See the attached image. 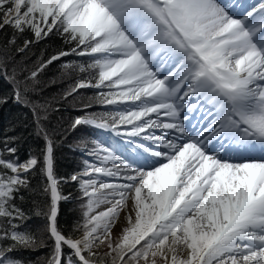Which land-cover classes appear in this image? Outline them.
<instances>
[{
  "label": "snow or ice",
  "instance_id": "6c2138e0",
  "mask_svg": "<svg viewBox=\"0 0 264 264\" xmlns=\"http://www.w3.org/2000/svg\"><path fill=\"white\" fill-rule=\"evenodd\" d=\"M5 26L30 31L35 42L55 33L74 45L23 80L0 61L17 103H31L38 71L75 53L93 58L81 73L98 72L65 98L94 87L107 89L101 105L131 104L73 122L109 134L89 153L100 164L86 161L70 177L87 198L78 238L58 227V205L68 197L41 126L47 108L32 106L46 141L45 232L53 243L45 264H264V0H0ZM200 102L212 119L187 124ZM10 143L0 149V242L10 241L0 243V264H24L10 253L44 241L19 230L25 213L14 200L39 161L7 159L16 153ZM101 204L110 207L93 215Z\"/></svg>",
  "mask_w": 264,
  "mask_h": 264
},
{
  "label": "trees",
  "instance_id": "16d2710c",
  "mask_svg": "<svg viewBox=\"0 0 264 264\" xmlns=\"http://www.w3.org/2000/svg\"><path fill=\"white\" fill-rule=\"evenodd\" d=\"M15 35L16 43L9 41ZM26 40L33 41L27 47H20ZM74 45L65 43L58 34H50L47 38L35 42L30 31L15 32L9 26L0 29V61H6L9 72L15 69L18 79L30 77L33 71L40 68L42 62L60 51H69ZM18 49H23L22 51ZM91 56H79L75 53L54 61L41 71H38L34 91L29 93L31 103H17L13 97V86L3 75H0V98H7V103H0V149L4 148L5 140H11L10 146L16 148L15 156L7 159H17L25 162L30 157H36L38 165L27 174L29 186L22 188L14 203L25 213L21 221V232H28L42 239L44 243L33 249H17L10 253L24 264H45L52 254V240L47 238L46 213L50 203L49 193L45 191L47 178L43 170V156L46 141L37 126L32 106L44 105L47 108V119L41 121V126L49 133L54 142V175L60 183V191L68 197L58 205L57 224L66 235L76 236L82 229L84 205L87 198L82 195L78 182H72L70 177L78 174L86 166L88 154L93 142L99 137V130L89 125L73 128L77 118L102 116L115 112L111 109H99L98 95L107 89L81 88L76 93L65 98V93L80 80H92L98 70L89 69L81 73L80 66L92 63ZM31 84L32 82L29 81ZM43 115V113H41ZM4 245L10 241L0 242ZM68 250L65 249L67 254Z\"/></svg>",
  "mask_w": 264,
  "mask_h": 264
},
{
  "label": "rangeland",
  "instance_id": "374dc122",
  "mask_svg": "<svg viewBox=\"0 0 264 264\" xmlns=\"http://www.w3.org/2000/svg\"><path fill=\"white\" fill-rule=\"evenodd\" d=\"M24 45H25V42H22L21 43V45H20V47L22 48V47H24ZM25 48V47H24ZM136 103H139V102H136ZM123 106H125V107H131V104L129 103V104H124ZM100 140H104V139H106V138H104L105 137V135H104V133L102 134V133H100ZM28 160V159H27ZM88 162H91V163H95V164H97V165H99L100 164V161H98L94 156H92V155H89V159H88ZM82 172V171H81ZM46 174V173H45ZM85 179H87V177H85ZM100 179H103V180H105L106 182H112L113 181V179L114 178H109V177H103V176H101L100 177ZM80 185V184H79ZM47 186H48V182H47ZM49 196H50V193H49ZM108 207H110V205H107V204H101L100 205V207L99 208H96L95 209V211L92 213L93 215H95L96 213H98V212H100V211H104V210H106ZM118 230H117V229ZM116 229V230H115ZM113 231H114V233H119L120 231H121V226L119 225V224H117L116 226H115V228L113 229ZM80 234H82V231H80L79 232ZM78 233V234H79Z\"/></svg>",
  "mask_w": 264,
  "mask_h": 264
},
{
  "label": "bare ground",
  "instance_id": "6f19581e",
  "mask_svg": "<svg viewBox=\"0 0 264 264\" xmlns=\"http://www.w3.org/2000/svg\"><path fill=\"white\" fill-rule=\"evenodd\" d=\"M161 119H164V117H161ZM160 134H162V131L160 130ZM99 135H100V133H99ZM117 229V228H116ZM115 229V230H116ZM118 230V229H117ZM81 234L79 233V234H77L76 236H74V238H78L79 236H80Z\"/></svg>",
  "mask_w": 264,
  "mask_h": 264
}]
</instances>
